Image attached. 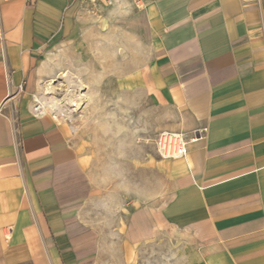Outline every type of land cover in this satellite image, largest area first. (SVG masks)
Wrapping results in <instances>:
<instances>
[{"label": "crops", "instance_id": "1", "mask_svg": "<svg viewBox=\"0 0 264 264\" xmlns=\"http://www.w3.org/2000/svg\"><path fill=\"white\" fill-rule=\"evenodd\" d=\"M80 5L0 0V264L94 262L76 222L98 193L85 142L32 113L40 60L80 38ZM111 6L148 48L134 78L145 100L171 107L187 139L207 129L185 158L162 162L164 201L127 214L126 264L163 237L183 264H264V0Z\"/></svg>", "mask_w": 264, "mask_h": 264}, {"label": "rangeland", "instance_id": "2", "mask_svg": "<svg viewBox=\"0 0 264 264\" xmlns=\"http://www.w3.org/2000/svg\"><path fill=\"white\" fill-rule=\"evenodd\" d=\"M80 4L82 36L44 54L33 96L44 108L42 117L68 126L85 142L92 181L98 185L97 196L76 220L92 233L88 257L93 264H126L127 214L139 204H152L156 196L166 198L169 184L161 164L173 159L162 158L157 143L163 133L178 132L177 116L167 105L147 102L139 90L134 78L149 52L126 18L112 14V6L102 10L97 3ZM78 82L83 87L76 92ZM51 102L62 111L51 109ZM168 242L163 237L147 244L130 264H183L172 257Z\"/></svg>", "mask_w": 264, "mask_h": 264}, {"label": "built area", "instance_id": "3", "mask_svg": "<svg viewBox=\"0 0 264 264\" xmlns=\"http://www.w3.org/2000/svg\"><path fill=\"white\" fill-rule=\"evenodd\" d=\"M82 2H90L96 3L97 0H80ZM106 5H113L116 0H103ZM261 1V0H257ZM33 108L32 112L34 116L40 118L44 115L43 106L37 101V99L33 96ZM207 129L202 127L193 132V136L190 139H187L183 134L180 133H163L161 137L158 139L157 150L159 155L164 159H178L185 158L188 154V144L189 142H194L195 140L202 139L206 136ZM170 137L171 142L168 145V149L163 144V138Z\"/></svg>", "mask_w": 264, "mask_h": 264}, {"label": "bare ground", "instance_id": "4", "mask_svg": "<svg viewBox=\"0 0 264 264\" xmlns=\"http://www.w3.org/2000/svg\"><path fill=\"white\" fill-rule=\"evenodd\" d=\"M65 75H63V77H64ZM67 76V75H66ZM79 84L77 85V87H76V92H78V90H80L83 86H82V84L80 83V82H78ZM78 98H77V100H79L80 102H82V95H78L77 96ZM81 104V103H80ZM79 104V105H80ZM75 105H78L77 103H75V104H71V106H75ZM49 107L51 108V109H53L54 111H56V112H60V111H62L61 109H60V107H59V104H57L56 102H51V105H49ZM171 142V140H170V137H166L165 139L163 138V144L165 145V147L168 149V145H169V143Z\"/></svg>", "mask_w": 264, "mask_h": 264}]
</instances>
